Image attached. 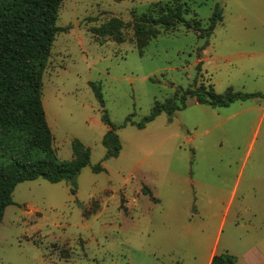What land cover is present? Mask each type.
<instances>
[{"label":"rangeland","instance_id":"374dc122","mask_svg":"<svg viewBox=\"0 0 264 264\" xmlns=\"http://www.w3.org/2000/svg\"><path fill=\"white\" fill-rule=\"evenodd\" d=\"M174 1H63L42 65V101L54 161L73 162L78 140L90 165L74 184L38 179L16 187L0 226V264H196L219 233L225 242L239 213L264 214V98L217 109L191 99L144 130L120 128L127 119L142 122L156 103L178 102V90L195 82L220 96L264 95V0H187L192 29L161 30L139 49L133 17ZM216 5L223 23L208 37ZM113 20L126 26L121 42L98 33ZM105 114L122 144L107 161ZM0 141L8 160L26 147L9 134Z\"/></svg>","mask_w":264,"mask_h":264},{"label":"trees","instance_id":"16d2710c","mask_svg":"<svg viewBox=\"0 0 264 264\" xmlns=\"http://www.w3.org/2000/svg\"><path fill=\"white\" fill-rule=\"evenodd\" d=\"M64 0H0V134L13 135L26 142L24 150L15 159L8 160L7 149L0 141V226L5 211L12 206L13 194L18 185L38 179L51 184L62 182L74 184L81 171L90 165L91 152L78 140H74L75 160L69 164H58L53 159L54 141L46 120L43 107L42 65L51 55L56 36L59 10ZM187 0H175L165 5H156L150 14L134 16L131 27L139 49L161 35V30L173 32L182 25L191 30L186 16L190 14ZM223 23V12L219 5L205 31L208 37ZM199 26V24H197ZM122 21L113 20L100 36L109 33L115 41L124 40ZM194 31L202 37V30ZM202 64L197 70L201 72ZM95 98L104 107L102 92L95 84L91 85ZM178 102L156 103L151 114L139 124L127 119L122 127L136 126L144 130L162 114L172 117L184 110L189 99L197 104L213 109L228 108L236 102H246L264 98L262 94L227 92L217 95L213 86L195 82L186 91L178 90ZM103 122L109 127L103 139L106 149L104 161L117 159L122 144L115 127L105 114ZM2 132V133H1ZM101 165L93 168L94 173L103 172ZM150 194V193H149ZM237 258L228 253L216 255L211 264H236Z\"/></svg>","mask_w":264,"mask_h":264},{"label":"crops","instance_id":"0c3cea01","mask_svg":"<svg viewBox=\"0 0 264 264\" xmlns=\"http://www.w3.org/2000/svg\"><path fill=\"white\" fill-rule=\"evenodd\" d=\"M257 220V223L260 224L261 220L264 225V214L248 210L239 213L235 225L225 242L222 243V233H219L205 258L196 264H211L213 258L222 253L235 256L237 258L236 264H264V226H257ZM241 223L248 225L244 227Z\"/></svg>","mask_w":264,"mask_h":264}]
</instances>
